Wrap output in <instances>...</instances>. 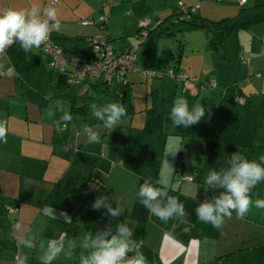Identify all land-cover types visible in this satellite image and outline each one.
<instances>
[{"label": "crops", "instance_id": "1", "mask_svg": "<svg viewBox=\"0 0 264 264\" xmlns=\"http://www.w3.org/2000/svg\"><path fill=\"white\" fill-rule=\"evenodd\" d=\"M52 1L0 0V10L26 9L35 3L42 15L43 7H55L61 27L51 38L68 51L74 49L73 56L87 57L89 38L102 34L94 18L102 8L101 0H56L54 5ZM143 1L138 9L144 11L133 14L136 25L141 18L154 20V14L166 12L160 7L161 0ZM239 1V9L248 3L245 0L240 6ZM205 5L199 1L195 19L209 21L205 16L211 18V13ZM86 18L91 24L82 26L78 20ZM157 29L142 43L146 49L136 55L139 70L129 74L128 85L101 78L103 94H92L99 78L71 83L69 74L51 68V58L42 46V53L25 52L18 65L11 59L10 47L0 55V121H6L8 129L7 142L0 141V264H16L18 254L27 255V264H41L47 243L59 239L64 240L66 251L69 241L76 247L71 258L61 254L53 264H80L81 254H88L80 247L86 234L94 236L108 229L115 234L116 225L123 222L132 228V239L142 242L140 250L148 264H264V209L253 206L243 219L233 211L219 228L198 219L192 224L175 218L165 223L151 213L146 221L131 217L142 180L201 203L224 191L204 183L210 168L227 170L236 151L257 162L264 156V22L231 33L216 51L209 47L203 29L186 25L181 40L178 34H168L178 42V54L172 44L166 46L168 36L158 34ZM170 52L174 53L171 58ZM169 69L184 72L191 86L185 88L166 76L143 74L163 75ZM54 73L59 74L56 80ZM208 82L215 87L203 88ZM178 96L186 97L190 108L196 103L206 107L198 124H173L170 111ZM108 99L126 109L113 131L90 108L92 104L103 106ZM64 109L70 111L72 120L58 131L56 123ZM87 129L98 134V142L90 141ZM147 133L163 134V147L151 144ZM171 137L175 139L168 149ZM148 145L157 151L149 152ZM174 148L180 149L173 154ZM165 158L177 159L167 174L161 175L160 169L155 175L141 170V160L161 168ZM250 195L253 201L264 199V181ZM100 197L122 214L113 218L106 215L105 207L94 210L92 205ZM9 207L17 212L10 214ZM190 228L194 235L186 238L183 235ZM25 238L36 247L22 248L20 241Z\"/></svg>", "mask_w": 264, "mask_h": 264}, {"label": "clouds", "instance_id": "2", "mask_svg": "<svg viewBox=\"0 0 264 264\" xmlns=\"http://www.w3.org/2000/svg\"><path fill=\"white\" fill-rule=\"evenodd\" d=\"M159 26L160 24L155 29ZM60 27L57 10L53 6L43 7L42 15L40 6L35 3L26 9L9 7L0 10V54L17 41L26 52L39 49L49 41L51 33L59 31ZM90 108L92 115L112 131L120 125L122 117L126 115L125 107L119 102H110L103 106L92 104ZM205 112L206 107L201 103H196L190 108L188 99L178 96L173 101L170 118L176 127H189L198 124L205 117ZM61 113L56 123L58 131L62 126L66 128L72 120L69 110L64 109ZM87 131L91 142L99 141L97 133L91 129ZM7 132L6 121H0V141L7 142ZM179 149L174 148L171 153L175 154ZM260 161L249 160L236 151L228 161L227 170L215 171L210 168L204 183L224 191L211 201L205 200L198 205V220L219 228L225 217L231 218L233 211L238 219H243L253 206L264 209V199L257 198L253 201L250 195L253 187L264 181V156L260 157ZM137 197L139 202L161 221L166 223L175 218L181 223H187L184 205L176 197L169 195L166 189L154 186L150 180L146 179L140 185ZM92 207L94 210L107 208L106 215L113 218L122 214L120 208H113L111 202L103 197L98 198ZM132 237L133 230L126 222L116 225L115 234H111V229L98 232L94 236L92 233L86 234L80 247L87 250L88 254H81L80 264H148L147 258L140 250L142 242H137ZM165 239H168L167 235ZM20 244L22 248L36 247L33 241L27 238L22 239ZM75 247L76 244L69 241V250L66 251L63 239L49 241L40 257L41 264H53L61 254L71 258ZM129 253L134 254L129 256ZM16 264H27V255L18 254Z\"/></svg>", "mask_w": 264, "mask_h": 264}, {"label": "rangeland", "instance_id": "3", "mask_svg": "<svg viewBox=\"0 0 264 264\" xmlns=\"http://www.w3.org/2000/svg\"><path fill=\"white\" fill-rule=\"evenodd\" d=\"M150 1V0H148ZM160 7H164L165 11H160V14L156 15L154 14V20H150L152 18H141L140 20H150L153 25H150V28L153 29V27L159 23L163 22L160 26V28L157 29L158 34H163L165 36H168V39H166V46L169 48L170 44H172L177 51L178 54V42L171 41L173 38L172 36H169L170 34H178V39L181 40L184 31L183 29L186 28V25L188 23L181 22L180 16H179V10L182 8H189L192 9L197 7V4H199L200 0H197L198 2H194L195 0H161ZM206 2L205 8L207 9V13H211L210 15L205 16L209 21H218L225 17H233L237 14L239 7L237 5L238 0H217L215 2H210L207 0H204ZM102 2V8L99 12L94 14L95 21L98 22L102 18L107 19L108 23V33L110 35V45L112 49H116V51L125 50V51H135L137 56H141L143 53V50L146 48L142 45V39L137 37L138 31H139V23L135 24V17L133 14H135V11L143 12L144 10H140L142 6L143 0H132L131 3H128L127 0H117V4L114 5L112 8H110L108 5H104L107 3V0H101ZM224 3V5H223ZM227 4V5H225ZM264 5V0H248V3L244 6V8H250L255 6H261ZM113 9V10H112ZM152 17V16H151ZM150 18V19H149ZM86 18L83 20H78V22L81 24V21H89ZM139 20V21H140ZM82 26H88V25H82ZM189 26V25H188ZM169 34V35H168ZM138 38V39H137ZM171 42V43H170ZM142 45V46H141ZM35 51H40L39 49H34ZM41 52V51H40ZM175 52V51H174ZM42 53V52H41ZM174 55V53L169 54V58H171ZM46 58V57H45ZM175 59V58H174ZM171 61H173L171 59ZM47 64V63H46ZM50 72V71H49ZM167 72V70L165 71ZM59 76L58 73L53 74V78H56ZM101 78L97 80V89L92 91V94H94L96 91L104 93L101 87ZM44 84H48V82L45 80ZM48 85L45 86L47 88ZM54 87V86H53ZM105 97V95H104ZM108 103L111 102V100H107ZM159 123V121H158ZM163 134H154V133H147L146 139L150 141V143L157 145L155 146L158 148V145H161L160 148L163 147L164 142H160L164 140ZM174 137H171L168 139L167 147L170 149L171 145L173 144L172 141H174ZM150 144V145H151ZM148 145L149 152H155L157 151L156 148H153L152 146ZM160 151V150H159ZM177 159H174L173 161L167 160L165 158L161 164L160 167H153L151 163H149L146 160H141L140 165L143 167L141 170H143L145 173H153L154 175L157 173V171L160 169L161 175L167 174L168 170L172 167V169L175 166ZM152 166V167H151ZM151 167V168H150ZM188 169L186 170V173H184V178L187 177L186 174L188 173Z\"/></svg>", "mask_w": 264, "mask_h": 264}, {"label": "built area", "instance_id": "4", "mask_svg": "<svg viewBox=\"0 0 264 264\" xmlns=\"http://www.w3.org/2000/svg\"><path fill=\"white\" fill-rule=\"evenodd\" d=\"M208 1H217V0H208ZM53 4L56 3V0L52 1ZM245 3V0H240L239 5L242 6ZM117 4V0H108L107 5L112 8ZM196 9L191 8H182L179 10L180 21H186L189 19L191 13H195ZM102 23L99 28L102 31V34L89 39V48L91 50V58L81 57V56H73L69 55L65 52L64 48L53 41L51 38L49 41L42 45V51L48 55L50 60V67L59 71L63 74H69L71 83H79L84 80H94L100 77L107 82H111L112 80H116L121 82L124 86L128 85L129 80L128 76L131 72L139 70L136 65V52L135 51H123L121 53H115L112 49L109 41L108 32L105 29L107 27V19L102 18L100 21ZM161 22L157 23L155 27H157ZM91 24L88 21H82L81 25H89ZM149 20H140L139 21V31L137 37L142 39V43H144L149 38V33L153 31L150 28ZM3 54V53H2ZM1 55V54H0ZM243 62H247L244 59H241ZM68 68H71L72 71L68 73ZM146 76L150 77H163L166 76L170 79H173L177 82H181L185 88H189L191 86L187 75L175 69H169L166 73L156 74L154 72H143ZM68 75V76H69ZM204 87L214 88L215 84L213 82H208ZM192 178H188L187 181H192ZM182 180L178 182L180 184ZM8 212L10 214H15L17 212V208H8ZM54 241V240H51Z\"/></svg>", "mask_w": 264, "mask_h": 264}, {"label": "trees", "instance_id": "5", "mask_svg": "<svg viewBox=\"0 0 264 264\" xmlns=\"http://www.w3.org/2000/svg\"><path fill=\"white\" fill-rule=\"evenodd\" d=\"M53 4V3H52ZM56 4V3H55ZM54 5V4H53ZM188 23L189 27L192 28H200L203 29L209 37V47L213 50H218L220 45L227 39V37L235 32V31H240L243 29H246L252 25L264 22V5L261 6H255V7H250V8H240L238 13L231 17V18H225L221 19L219 21H203V20H198L195 19V13H191L189 16V19L184 21ZM102 23L97 22V26L99 27ZM161 26V25H160ZM160 26L158 28H160ZM108 27V26H107ZM107 27L105 29H107ZM157 29V28H156ZM155 29V30H156ZM107 31V30H106ZM154 31H151L149 33V37ZM51 38V37H50ZM94 37H91V39ZM53 41L56 42L54 38H51ZM90 39V38H89ZM76 42V40H74ZM57 43V42H56ZM58 44V43H57ZM62 46V44H59ZM64 50L66 49L64 46H62ZM67 50V49H66ZM65 52L68 53L70 52L72 55L75 53L74 49L67 50ZM9 54L11 55L12 61L18 65L20 59H22L24 51L19 43H14L12 46L9 48ZM7 51V52H8ZM87 57L91 58V50L89 48V43H88V52H87ZM81 57H85V54H78ZM75 55V56H78ZM137 55V54H136ZM93 57V56H92ZM95 58V56L93 57ZM62 75H64L62 73ZM86 81V80H84ZM198 173H203L201 170ZM144 182L142 180L140 182V185ZM154 186L164 188L168 191L169 195L176 197L185 207V211L187 213V221L190 222L191 224L197 221V214H196V208L200 203L196 202L195 200L188 198L184 195H182L179 191L172 190L170 188L162 187L159 184H157L154 181H151ZM139 185V187H140ZM138 187V190H139ZM137 190V192H138ZM150 212L148 209H146L140 202L137 197H135V202H134V207H133V212L131 217L136 220H141V221H146L149 217ZM194 231L192 228H190L183 236L186 238L193 237Z\"/></svg>", "mask_w": 264, "mask_h": 264}, {"label": "water", "instance_id": "6", "mask_svg": "<svg viewBox=\"0 0 264 264\" xmlns=\"http://www.w3.org/2000/svg\"><path fill=\"white\" fill-rule=\"evenodd\" d=\"M181 22H184V21H181ZM162 23H163V22H161L160 25H161ZM179 168H180V171H183L184 165H183V164H180V165H179ZM64 236H65V234H64ZM64 236H63V237H64Z\"/></svg>", "mask_w": 264, "mask_h": 264}]
</instances>
